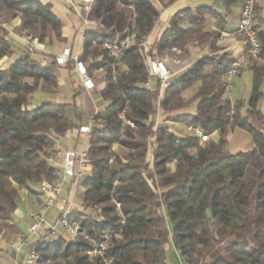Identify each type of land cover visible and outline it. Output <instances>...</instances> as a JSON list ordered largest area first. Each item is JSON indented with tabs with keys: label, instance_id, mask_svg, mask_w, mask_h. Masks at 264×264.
Returning <instances> with one entry per match:
<instances>
[{
	"label": "trees",
	"instance_id": "obj_1",
	"mask_svg": "<svg viewBox=\"0 0 264 264\" xmlns=\"http://www.w3.org/2000/svg\"><path fill=\"white\" fill-rule=\"evenodd\" d=\"M244 1L212 0L209 6L178 10L161 26L146 56L137 44L159 21L161 8L154 2L93 0L85 15L92 24L82 31L77 57L91 78L100 72L103 85L91 97H98L102 106L87 137L81 196L86 211L71 210L66 220L96 241L105 233L118 234L106 250L110 264H171L169 250L178 251L186 264H264V131L256 126L264 119V7H254L258 51L246 55L237 68V76L251 73L243 114L242 102L233 103L226 94L234 58L229 52L219 54L218 45L225 25L219 12L229 14ZM0 18L6 24L18 19L16 34H27L39 44L62 41L65 21L51 3L0 0ZM210 19L216 30L206 29ZM76 25L82 26V19ZM195 31L203 32L208 55L172 77L169 87L160 90L153 80L155 85L145 88L146 60L177 52V61H186ZM130 35L132 44L118 56L102 47ZM32 53L51 61L44 66ZM14 54V42L0 26V61ZM58 67L52 55L28 47L14 63L0 66V237L8 241L18 234L10 222L20 191L35 194L34 186L40 190L43 183H56L58 172L49 162L58 150L56 142L68 131H78L82 117L93 112L88 100L86 110L74 101L82 95L80 85L70 104L32 106L36 96L58 92ZM63 67L72 69L73 61ZM192 87L194 93L184 97ZM167 122L195 127L207 139L192 133L179 137ZM234 129L247 132L250 150L229 152L226 136ZM48 233L29 245L38 264H103L101 257L87 255L88 241L71 239L62 226L54 235Z\"/></svg>",
	"mask_w": 264,
	"mask_h": 264
},
{
	"label": "crops",
	"instance_id": "obj_2",
	"mask_svg": "<svg viewBox=\"0 0 264 264\" xmlns=\"http://www.w3.org/2000/svg\"><path fill=\"white\" fill-rule=\"evenodd\" d=\"M42 4L51 3L52 6L57 7H65L62 3H60L59 0H38ZM166 2V0H156V5H158L161 8L160 15H159V21L156 26H158V34L160 33L161 26L165 25L170 17L177 12L178 10H181L183 8H194L198 6H209L212 4V0H177L175 3L168 7H163V3ZM257 5L259 7H264V0H258ZM241 13V5L234 6L231 8V11L229 14H224L223 12H219V14L223 17L225 25L224 28L221 31H224L226 33H233L236 28L239 21ZM18 24V19L10 22L7 24V27L5 28L8 31V35L10 39L14 42V48L17 52V54L12 55L9 58H4L0 61V66L6 67L10 63H14L17 59V56L19 53L25 51L26 45L17 37L15 32V27ZM80 26L76 25L75 23H72V26L70 27H63L62 29V41L57 42L55 41L56 45H44L39 44V47L37 48L38 51L43 53L44 55H52L53 57L57 54H59L63 47H69L71 50V53L73 55H78L81 44H82V31L78 35V28ZM83 28V26H82ZM207 30H216L215 21L213 19H210L208 22V25L206 27ZM153 33V32H152ZM71 36V43L68 44V39ZM158 37V36H157ZM148 43H151L150 48L154 45L155 41L152 38V34L145 39ZM218 45L222 47V51L219 52V54L229 52L233 58H237L240 55L243 54L246 43L242 38L239 37H226L223 38L218 42ZM189 50V58L184 62H177V66L170 72L172 74V77L175 78L178 75H180L185 69H187L190 65H192L196 60L199 58L208 55V47H207V41L204 37V34L202 31H195L193 35V39L187 44L186 46ZM41 60L42 65L44 64V57L38 56ZM168 65V63H167ZM168 67V66H167ZM57 69L60 70L61 76L58 77V90L64 88L67 86V79L71 78V76L77 78V85L81 84L79 82V79L76 75V73L73 71V68L68 70L67 68L60 66ZM170 71V70H169ZM82 96L85 97V102L91 103V100L93 97H91V92H86L82 89ZM75 91V90H74ZM49 96V95H48ZM50 100L48 97H43L40 101ZM80 109L85 110V106L82 107L79 104H76ZM102 106V105H101ZM92 110L94 111L93 107L91 106ZM95 110L94 112H97ZM90 116L87 117L89 119ZM175 134V133H174ZM179 137H182L180 135H177ZM84 143H87V137L84 134H80L77 130H71L66 133V135L59 139L56 142L57 149L61 151H75L77 153H86V150L84 149ZM63 157H59L55 159V168L58 172V179L55 184L59 186V194L57 197V202L54 206L48 207L43 212V218L44 223L39 226L36 232L31 233L29 232L28 228L32 222L31 214L36 213L39 211L41 206L43 205L44 201V195H42L39 192V186H34L33 190L37 191L35 194L29 193L27 190H22L19 193V204L17 208L14 210L12 214V220L10 222L11 225L14 226V228L18 231V234L15 236L14 239L9 240L3 236L0 237V248L3 249V252H0V261L3 264H23L25 259V253L27 252L29 245L35 242L38 238H40L47 229L50 228L52 224H54L57 219L59 218L60 214L68 207L70 210H77L81 212H85L86 208L82 206L81 202V196L83 194L84 188L82 186V179L87 171V166L83 169L79 168L78 159L75 160L74 163V169L77 171H80V176L75 177H69L66 176L63 172ZM79 196V204L75 203L76 197ZM19 238L23 239V242L19 241ZM176 256H180V253L178 251H173ZM168 259V258H167Z\"/></svg>",
	"mask_w": 264,
	"mask_h": 264
},
{
	"label": "built area",
	"instance_id": "obj_3",
	"mask_svg": "<svg viewBox=\"0 0 264 264\" xmlns=\"http://www.w3.org/2000/svg\"><path fill=\"white\" fill-rule=\"evenodd\" d=\"M65 7L71 9L77 18L82 19L83 29L90 26L92 23L89 22L85 15L89 12L90 6L93 0H59ZM258 0H245L241 6V13L239 17V21L237 24L236 30L229 34L224 31L219 32V39L222 40L226 37H239L244 40L246 43V48L242 55L235 58L231 64L230 69L227 72L226 82H227V90L231 87L230 80L233 77L237 76V68L240 63L245 61L246 55L251 54L255 55L258 51V42L256 37V31L254 30V7ZM0 26L3 28L7 27L5 21L0 18ZM17 37L28 47L30 50L37 49L39 47V43L33 39L31 36L24 33H17ZM133 42V36H126L118 43L105 42L102 44V47L105 48L110 55L118 56L123 50L128 49V47ZM151 46V43H148L146 40H142L137 44V47L142 55L146 56L148 54V50ZM78 55H73L69 47H63L61 52L54 56V61L58 66H64L68 61H73V71L76 73L81 87L84 91L90 92L94 90L95 85L92 78L87 74L86 67L83 62L78 60ZM147 68H148V80L145 83V88H151V84L153 80L158 82L159 88L164 89L171 85L172 83V74L166 65V60L153 59L146 60ZM2 91H0V96L2 95ZM97 112L94 113L88 119V124L82 125L78 128V132L80 134H84L88 137L91 129V125L94 123V117ZM120 119L124 122L123 115L121 114ZM186 133H192L199 137L201 140H206L207 137L203 136L202 132L190 125H185ZM63 157V172L66 176L69 177H79L80 171L74 169L75 160L78 159L79 168L83 169L86 167V153H77L75 151H61L56 150L54 154L49 159V162L55 166V159ZM39 192L44 195L43 205L36 213L31 214L32 222L28 228L29 232L34 233L37 231L40 225L44 223L43 212L46 208L54 206L57 202V197L59 194V186L57 184H48L43 183ZM118 209V206H117ZM71 210L67 207L59 216L57 221L52 224L49 228V233L47 237L55 234L57 227L62 226L68 236L71 239L81 237L88 241L91 245V248L87 251V255L89 258L94 256H99L102 258L103 264H110L112 262V258L107 255V247L112 237L117 238L118 234H110L105 233L102 236V239L96 241L91 238L87 233L79 228V225L76 222L68 223L66 220L67 215ZM20 242H23L22 238H19ZM38 255L34 249H29L25 253V259L23 264H38ZM178 264H186L181 256H177Z\"/></svg>",
	"mask_w": 264,
	"mask_h": 264
},
{
	"label": "rangeland",
	"instance_id": "obj_4",
	"mask_svg": "<svg viewBox=\"0 0 264 264\" xmlns=\"http://www.w3.org/2000/svg\"><path fill=\"white\" fill-rule=\"evenodd\" d=\"M152 2H154L156 4V0H151ZM53 10L56 12V14L58 16H60L61 18L64 19L65 21V27H70L72 26V23L77 20V16L74 14L73 11H71L69 8L67 7H57V6H53ZM78 28V27H77ZM82 26H80L78 28V35L79 33L82 31ZM158 26H156L153 30L152 33V38L154 40L157 39L158 36ZM70 39H68V44L71 43V36L69 37ZM53 45H56L55 42L53 43ZM150 50V48H149ZM148 50V53H149ZM173 55H166L163 59L160 60H166V65L168 63V69L170 70V72L175 68V66H177V52H173ZM33 58L37 59L39 58V54H35L32 53L31 54ZM51 61V59L49 57H46L44 60V64H48ZM181 63V62H179ZM55 74L57 77H60V70L56 69ZM95 76V79L92 78L94 85H95V90L99 89L102 87L103 85V80L100 77V72H95L93 74ZM67 86H65L62 89H59L58 92L56 94L53 95H39L36 96L33 101H32V106H39L40 104H42L43 102H52V103H57V104H61V103H66V104H70L73 102V93L74 90H76L77 88V78L71 76V78L67 79ZM231 83V87L226 90V94L229 96L230 100L235 103L236 101H240L242 102V107H241V113H244L246 104H247V100L250 94V88H251V73L247 70H245L240 76H236L233 77L230 80ZM155 84H151V88L154 86ZM93 91V90H92ZM195 91V87L190 88L188 91H186L184 93V97H189L191 96ZM263 91H264V86H263ZM48 97L50 98V100H45V101H40L43 97ZM76 104H79L82 107H87V103L85 102V97L84 96H78L76 97V99L74 100ZM91 106L93 107V109L97 110V108H100L102 105L101 100L94 96L91 100ZM260 108H261V112L262 115L264 116V97L260 100ZM86 110V108H85ZM94 110V111H95ZM92 112V114L90 115L93 116L95 112ZM68 116L70 118H73L72 116V109L68 110ZM89 117V118H90ZM83 120V124L86 125L88 124V119L87 117H82ZM169 127H170V131L172 133H175L176 135H180V136H185L186 130H185V125L183 124H179L176 122H167L166 123ZM96 127V124L91 125V127ZM256 126H258L259 128H261L264 131V119L260 122L257 123ZM213 139L216 138V135L212 136ZM226 139L228 141V150L230 153L234 154L237 152H243V151H247L250 150L252 148V143H251V139L250 136L247 134L246 131L241 130V129H234L232 132H229L226 136ZM84 149H87V143H84ZM79 200L80 197L77 196L75 199V203L79 204ZM88 211V210H87ZM208 216H210V214L208 213ZM174 250H169L167 252V258L168 261L171 264H178L177 260H176V256L175 253H173ZM176 251V250H175Z\"/></svg>",
	"mask_w": 264,
	"mask_h": 264
}]
</instances>
